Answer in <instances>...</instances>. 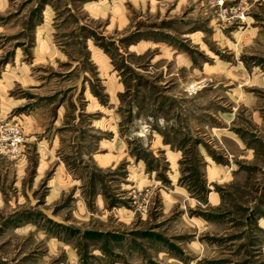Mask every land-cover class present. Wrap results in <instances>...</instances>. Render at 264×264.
Here are the masks:
<instances>
[{
    "label": "rangeland",
    "instance_id": "rangeland-1",
    "mask_svg": "<svg viewBox=\"0 0 264 264\" xmlns=\"http://www.w3.org/2000/svg\"><path fill=\"white\" fill-rule=\"evenodd\" d=\"M0 264H264V0H0Z\"/></svg>",
    "mask_w": 264,
    "mask_h": 264
},
{
    "label": "built area",
    "instance_id": "built-area-1",
    "mask_svg": "<svg viewBox=\"0 0 264 264\" xmlns=\"http://www.w3.org/2000/svg\"><path fill=\"white\" fill-rule=\"evenodd\" d=\"M23 138L21 131L17 126H8L2 129L0 135V144L2 148L11 154H18Z\"/></svg>",
    "mask_w": 264,
    "mask_h": 264
}]
</instances>
